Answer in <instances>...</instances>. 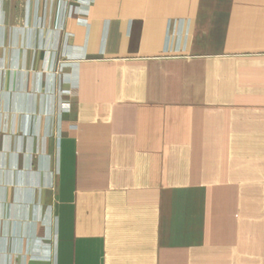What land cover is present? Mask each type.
<instances>
[{"label":"crops","instance_id":"crops-1","mask_svg":"<svg viewBox=\"0 0 264 264\" xmlns=\"http://www.w3.org/2000/svg\"><path fill=\"white\" fill-rule=\"evenodd\" d=\"M0 264H264V0H0Z\"/></svg>","mask_w":264,"mask_h":264},{"label":"built area","instance_id":"built-area-1","mask_svg":"<svg viewBox=\"0 0 264 264\" xmlns=\"http://www.w3.org/2000/svg\"><path fill=\"white\" fill-rule=\"evenodd\" d=\"M60 67V66H59Z\"/></svg>","mask_w":264,"mask_h":264}]
</instances>
